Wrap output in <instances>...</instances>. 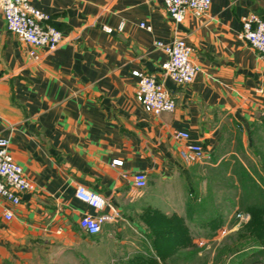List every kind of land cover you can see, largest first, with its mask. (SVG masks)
Masks as SVG:
<instances>
[{
  "label": "crops",
  "instance_id": "1",
  "mask_svg": "<svg viewBox=\"0 0 264 264\" xmlns=\"http://www.w3.org/2000/svg\"><path fill=\"white\" fill-rule=\"evenodd\" d=\"M33 4L63 39L56 50L32 48L0 14V137L33 184L18 204L0 195V264H188L187 230H201L197 242L207 226L217 229L214 264H264V238L219 233L235 227L237 201L253 182L264 191V55L239 36L244 16L264 19V0H213L181 22L163 0ZM176 38L199 67L188 85L163 73L168 56L156 41ZM134 70L162 81L174 110L146 111ZM180 131L203 146V159L182 157ZM140 174L143 188L134 183ZM81 185L114 210L78 198ZM86 215L113 217L89 234ZM242 218L249 228L247 206Z\"/></svg>",
  "mask_w": 264,
  "mask_h": 264
},
{
  "label": "built area",
  "instance_id": "2",
  "mask_svg": "<svg viewBox=\"0 0 264 264\" xmlns=\"http://www.w3.org/2000/svg\"><path fill=\"white\" fill-rule=\"evenodd\" d=\"M163 2L170 16L175 21L181 22L189 11L196 16L204 15L213 0H163ZM0 14L4 18L7 29L32 48L56 50L63 39L61 30L45 22L48 19L47 14L35 7L33 0H0ZM140 25L150 29L145 22H141ZM119 29H123V24ZM107 31L111 29L107 28ZM239 36L264 55V19L261 16L256 13L244 16ZM156 45L168 56L162 64L165 77L180 85L191 84L199 71V67L191 58L193 47L183 38H176L169 42L158 40ZM31 55L35 58L39 57L33 49ZM133 74L138 78L137 99L146 111L159 115L162 112L174 110L175 100L162 81L143 70H134ZM178 137L187 141L181 151L186 161H196L205 157L203 146L192 141L189 132L180 131ZM9 143L8 138L0 137V195L18 204L21 201V193L33 189V184L25 175L22 165L10 153ZM134 183L139 188H143L147 181L145 176L140 174L135 176ZM76 195L92 207L104 209L109 206L114 210V206L105 197L87 190L82 185L78 187ZM3 216L12 219L14 213L10 209H4ZM112 217L111 215H86L81 218L80 225L89 234H98L103 222ZM240 217H243V213Z\"/></svg>",
  "mask_w": 264,
  "mask_h": 264
},
{
  "label": "rangeland",
  "instance_id": "3",
  "mask_svg": "<svg viewBox=\"0 0 264 264\" xmlns=\"http://www.w3.org/2000/svg\"><path fill=\"white\" fill-rule=\"evenodd\" d=\"M255 199H256L255 197L250 196L249 192L247 193L246 196L245 195L244 197L241 196V198L237 201L240 209L237 210L234 215L235 222H236L235 227L232 226V227L220 230L219 233L221 236L224 237V235H226L225 232H227L228 230L232 232L236 231L234 235H231L232 232L230 233L231 235L230 237L232 238L233 241L240 240L241 238L249 234H251L254 237L260 238L263 230H257V229L255 230V229L246 228L243 225V218L240 217V214L243 213V207H246V206L248 207L249 205L253 203ZM211 216H212L211 213H204V219H206L205 224L207 223L206 221L210 220ZM195 222H196L195 220H189V225L191 226V228H193L192 226L195 224ZM195 229L197 228L188 229L189 230L188 264H214L211 260L213 259L212 256H213V253H215V245L217 243V239L213 240V237L217 229L208 228V226L204 227V229L202 230L204 239H198L197 242H194L193 240L197 232ZM200 233H201V230H198L197 235L200 236ZM239 247H242V245L240 246L237 245L236 248L238 249Z\"/></svg>",
  "mask_w": 264,
  "mask_h": 264
},
{
  "label": "trees",
  "instance_id": "4",
  "mask_svg": "<svg viewBox=\"0 0 264 264\" xmlns=\"http://www.w3.org/2000/svg\"><path fill=\"white\" fill-rule=\"evenodd\" d=\"M251 187H253V191L251 192L250 196L255 197L256 199L253 201L251 205L248 206V208L251 209V212L253 214V219L248 225L250 229H257V230H263L260 238H264V191L259 188V186L256 184V182H253L251 184ZM250 193V192H249ZM158 219L162 222L161 227L157 228V233L165 237L166 233H170L169 231H165L163 228L167 226L166 224V218L164 216H159ZM262 225L263 227L260 228L259 225ZM188 236H189V230H187ZM187 236L188 244H189V238ZM161 245L157 246V251L161 252L160 249Z\"/></svg>",
  "mask_w": 264,
  "mask_h": 264
}]
</instances>
